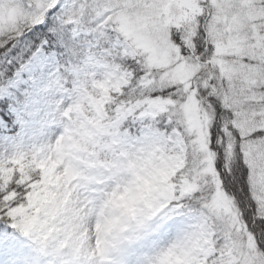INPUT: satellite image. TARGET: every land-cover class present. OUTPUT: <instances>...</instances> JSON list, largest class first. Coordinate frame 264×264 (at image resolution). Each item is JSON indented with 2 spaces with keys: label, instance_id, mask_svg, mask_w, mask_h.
Segmentation results:
<instances>
[{
  "label": "snow or ice",
  "instance_id": "obj_1",
  "mask_svg": "<svg viewBox=\"0 0 264 264\" xmlns=\"http://www.w3.org/2000/svg\"><path fill=\"white\" fill-rule=\"evenodd\" d=\"M0 264H264V0H0Z\"/></svg>",
  "mask_w": 264,
  "mask_h": 264
}]
</instances>
